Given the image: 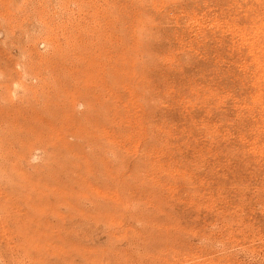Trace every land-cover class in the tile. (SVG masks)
Segmentation results:
<instances>
[{
    "label": "rangeland",
    "instance_id": "rangeland-1",
    "mask_svg": "<svg viewBox=\"0 0 264 264\" xmlns=\"http://www.w3.org/2000/svg\"><path fill=\"white\" fill-rule=\"evenodd\" d=\"M0 264H264V0H0Z\"/></svg>",
    "mask_w": 264,
    "mask_h": 264
}]
</instances>
